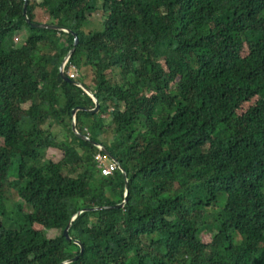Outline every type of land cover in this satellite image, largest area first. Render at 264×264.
I'll return each instance as SVG.
<instances>
[{"label": "trees", "instance_id": "obj_1", "mask_svg": "<svg viewBox=\"0 0 264 264\" xmlns=\"http://www.w3.org/2000/svg\"><path fill=\"white\" fill-rule=\"evenodd\" d=\"M24 2L0 0V264H60L76 241L72 264H264V0H29L32 22L77 34L64 72L89 70L96 85L72 81L102 105L78 112V132L130 185L124 208L80 214L71 240L73 215L122 203L125 178L73 133L72 110L96 108L59 75L74 37L32 28Z\"/></svg>", "mask_w": 264, "mask_h": 264}, {"label": "water", "instance_id": "obj_2", "mask_svg": "<svg viewBox=\"0 0 264 264\" xmlns=\"http://www.w3.org/2000/svg\"><path fill=\"white\" fill-rule=\"evenodd\" d=\"M28 6H29V0H25V2H24V15H25L27 24H29L32 28L54 30V31H58V32L65 33V34H70V35H72L74 37L73 49L63 59L61 65H60V68H59V75L62 78V80H64V82L71 83V84H74V85L80 87L81 89H83V91L88 96H90L92 99H95L96 108H84V107H80L79 106V107H76L75 109L72 110V130H73V133L75 134V136L78 139H80L82 141H85V142L91 144L92 146L96 147L100 152H102L107 157H109L111 159V161L114 162L118 166L119 170L123 173L124 178H125L126 194H125V199H124V201L122 203L116 204V205H111V206L97 207V208H92V209H83V210H80L78 213H75L73 215V217L69 221V224H67L66 227L63 230V236H64V238L66 240H71L72 238L70 236L69 231L71 230L75 219L80 214H82L84 212H87V211L93 212V211H102V210H105V209L106 210H116V209H122V208H124L126 206V204L128 203L129 187H130V185H129L128 175H127L126 171L122 168L121 164L111 155V152H109L107 150V148L104 147L103 145H101V144L93 141L92 139H90V138H88L86 136L81 135L78 132L77 122H76V117H77L78 112H86V113H89V114H98L99 111L101 110L102 105H101V102L98 99L95 98V94H93L91 90H89L88 88H86L82 83H79V82H76V81H72L70 78H67V76L64 73V67H65L66 63L69 62V60L71 59L72 55L74 54V52L76 51V48L78 47V45L80 43L77 34L73 30H71V29L63 28V27H60V26H56V25H52V24H47V23H35V22H32L29 19L28 15H27ZM75 243L77 245H79L80 248H81L80 254L78 256H76L75 258H73L71 260L64 261V262H62L60 264H72L75 261H77L80 256L84 255V253L86 251L85 245H83L80 241H76Z\"/></svg>", "mask_w": 264, "mask_h": 264}, {"label": "rangeland", "instance_id": "obj_3", "mask_svg": "<svg viewBox=\"0 0 264 264\" xmlns=\"http://www.w3.org/2000/svg\"><path fill=\"white\" fill-rule=\"evenodd\" d=\"M103 19H104V16H103V13L102 12L95 13L93 15L92 23L90 25L88 23L85 24L84 25V29L87 30V31L95 29L97 25H100L101 24V22L103 21ZM38 20H41V15L38 17ZM47 20H50V19H47ZM47 20H45V21H47ZM44 23H46V22H44ZM103 29H104V24L102 23V28L99 29V31H101ZM16 36H17L16 41L18 42V46L20 47L26 41L28 34H27L26 31L23 30V31L17 33ZM89 73H90L89 70H86L84 72H81V74H79V72H77L74 68H71L69 70V76L70 77L79 78L82 82H86V85L87 86L91 87V86H94L96 84H93L92 83V78H91L90 75H88ZM85 75H88V79L85 77ZM88 120H89V118L87 116H83L81 118V122H83L85 124V125H83V127L88 128L87 125H86V122ZM54 130L56 132L57 129H54ZM98 134L100 135V137H99L98 140L101 143H104L106 145H108V143L105 141V134H109V136H112V137L115 136L114 135V129L111 126H110V130H108L107 128L104 129V134H102L100 132V130H99ZM59 139H62V136L59 137ZM61 158H62V154L61 153H59L57 150L49 149V150H47V153L45 154L44 161L57 163V162H59L61 160ZM107 165H110V162H107ZM17 169H18V166H16V165L14 167H12L11 171H12V173L14 175H17ZM14 178H15V176H14ZM13 179H11V180H13ZM12 192H14V190L9 189V191H8L9 195ZM15 204H22V203H19V200H18V197L17 196L14 197V199L12 201H8L6 203V207H7L8 210H11L12 206L14 208V205ZM24 210L25 211H30V208L28 206L24 205Z\"/></svg>", "mask_w": 264, "mask_h": 264}, {"label": "built area", "instance_id": "obj_4", "mask_svg": "<svg viewBox=\"0 0 264 264\" xmlns=\"http://www.w3.org/2000/svg\"><path fill=\"white\" fill-rule=\"evenodd\" d=\"M101 154L97 156V162L99 165V169L103 173L104 176L109 177L115 171H117L118 166L110 160L105 154L100 152ZM107 162H110V165H107Z\"/></svg>", "mask_w": 264, "mask_h": 264}, {"label": "clouds", "instance_id": "obj_5", "mask_svg": "<svg viewBox=\"0 0 264 264\" xmlns=\"http://www.w3.org/2000/svg\"><path fill=\"white\" fill-rule=\"evenodd\" d=\"M69 61H70V60H69ZM67 64H69V62H67L66 65H67ZM66 65H65V67H66ZM65 67H64V71H65ZM71 68H72V67H70V69H71ZM64 73H65V72H64ZM65 75L67 76V78H70L71 80H73L72 78H74V77H70V76H69V72H67V74H65Z\"/></svg>", "mask_w": 264, "mask_h": 264}]
</instances>
